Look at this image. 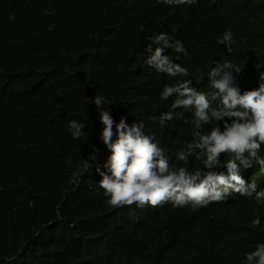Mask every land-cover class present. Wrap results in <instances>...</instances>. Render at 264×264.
<instances>
[{
	"label": "trees",
	"instance_id": "1",
	"mask_svg": "<svg viewBox=\"0 0 264 264\" xmlns=\"http://www.w3.org/2000/svg\"><path fill=\"white\" fill-rule=\"evenodd\" d=\"M226 31L231 51L218 43ZM160 33L182 42L185 52L164 54L188 76L147 64L149 38ZM225 61L241 67L232 71L242 93L259 86L264 0H0V264H248L246 254L264 244V201L255 193L233 192L195 209L171 202L113 207L97 172L108 173L110 155L91 97L110 102L103 107L115 123L147 100L150 127L184 141L193 136V110L170 109L175 96L162 100L160 92L192 80L218 107L207 73ZM170 111L174 118L161 123ZM72 120L84 124L79 139ZM224 121L231 123L225 117L200 131L223 130ZM190 153L209 170L206 155ZM245 156L248 166L237 161L240 175L264 190V166ZM257 157L264 158V144Z\"/></svg>",
	"mask_w": 264,
	"mask_h": 264
},
{
	"label": "clouds",
	"instance_id": "2",
	"mask_svg": "<svg viewBox=\"0 0 264 264\" xmlns=\"http://www.w3.org/2000/svg\"><path fill=\"white\" fill-rule=\"evenodd\" d=\"M168 5L193 4L196 0H163ZM151 44L159 45L154 50L151 44L146 51L150 53L147 64L156 71L170 77L188 76V69L175 63L170 56L165 55L166 48L176 53L185 52L180 40L172 41L165 34L150 37ZM232 34L226 31L218 43L228 46L231 51ZM241 71V67L225 61L217 64L208 73L209 86L216 90L212 101L218 100L219 106L212 107L207 95L198 91L192 85V80L177 79L174 84L165 85L160 92L162 100H169V108L193 110V136L181 141L177 138L152 129L146 115L147 100L139 111L127 121L121 118L115 123L110 112L103 107L110 103L103 96L96 95L90 100L96 104L104 127L101 138L107 146L108 157L106 168L108 173L97 168L102 179L100 187L109 197L107 203L113 207L150 204L155 207L164 202H171L176 207L191 205L194 209L206 206L210 202L222 201L233 192L242 196H251L264 201V190L257 191L255 181L246 183L239 173L237 161L248 166V153L251 158L264 166V158L257 154L264 144V71L259 74L260 83L256 88L241 92L235 82L233 71ZM203 79V76L200 77ZM95 107H93V111ZM224 121L223 130L219 125L211 131H200L203 125L213 121ZM174 114L170 111L161 115V123L172 120ZM115 123L117 138L113 141V126ZM84 124L72 120L69 130L73 139L82 136ZM185 142L187 144H183ZM190 149L198 150L206 155L204 166L199 167L198 158L190 153ZM221 153H232L234 159L223 160ZM95 159V156L92 157ZM223 169H214V166ZM90 164L85 160V168ZM213 169L214 171H211ZM227 169V174L221 172ZM80 173L74 174L73 180ZM259 225V220L253 221V226ZM248 264H264V244H259L254 252L246 254Z\"/></svg>",
	"mask_w": 264,
	"mask_h": 264
}]
</instances>
